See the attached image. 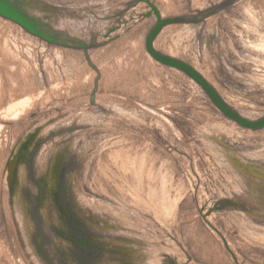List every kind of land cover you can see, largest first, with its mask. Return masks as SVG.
<instances>
[{
  "label": "rangeland",
  "instance_id": "374dc122",
  "mask_svg": "<svg viewBox=\"0 0 264 264\" xmlns=\"http://www.w3.org/2000/svg\"><path fill=\"white\" fill-rule=\"evenodd\" d=\"M151 1L171 20L156 50L194 66L241 115L262 118L264 0ZM12 2L70 44L0 15V264H134L138 252L146 264H264V211L218 150L226 140L264 166V128L239 125L148 53L157 17L146 0ZM24 145L47 186L34 214L39 186ZM55 191L79 214L77 244L54 228L67 229Z\"/></svg>",
  "mask_w": 264,
  "mask_h": 264
},
{
  "label": "water",
  "instance_id": "95a60500",
  "mask_svg": "<svg viewBox=\"0 0 264 264\" xmlns=\"http://www.w3.org/2000/svg\"><path fill=\"white\" fill-rule=\"evenodd\" d=\"M146 2L149 4L151 8V11L148 14H151V12L154 11L157 17L156 25L147 36V51L157 61L169 66L176 67L182 70L183 72H185L186 74H188L190 77H192L199 85L202 86V88L209 95V97L216 105V107L219 108L227 117L238 122L239 125L243 127H249L252 129L264 128V116L259 120L252 121L247 117L241 115L236 109L231 107L226 102V100L220 95V93L214 88V86L210 84V82L206 79V77L200 71H198L194 66L176 57L160 53L159 51L156 50V48L154 47V42L157 36L159 35V33L162 31L163 27L171 20L163 17L161 10L151 0H146ZM0 15L18 23L33 35H36L49 42L59 43L56 41L54 35H52L51 32H47L45 30L42 22L30 17L23 9L15 5L12 2V0H0ZM64 44L68 45L70 44V42H65ZM16 163H17L16 161H11L10 163H8V171H9L8 182L11 185L14 179V171L16 169ZM220 208L221 207L219 206L218 209Z\"/></svg>",
  "mask_w": 264,
  "mask_h": 264
},
{
  "label": "bare ground",
  "instance_id": "6f19581e",
  "mask_svg": "<svg viewBox=\"0 0 264 264\" xmlns=\"http://www.w3.org/2000/svg\"><path fill=\"white\" fill-rule=\"evenodd\" d=\"M149 5V4H148ZM51 16V15H50ZM163 16V15H162ZM253 16V15H252ZM254 17V16H253ZM256 18V17H255ZM46 30V29H45ZM47 31V30H46ZM48 32V31H47ZM149 53V52H148ZM150 54V53H149ZM151 55V54H150ZM152 56V55H151ZM153 57V56H152ZM154 58V57H153ZM155 59V58H154ZM20 103V102H19ZM16 105V104H15ZM25 105V104H24ZM15 109V108H14ZM15 113V112H14ZM248 114V113H247ZM248 119H250V118H248ZM261 119V118H260ZM250 120H252V121H255L254 119H250ZM257 120H259V119H257ZM238 123V122H237ZM239 124V123H238ZM1 126V125H0ZM221 128V127H220ZM247 128H249V127H247ZM252 129V128H251ZM218 130V129H217ZM221 131V130H220ZM216 132V131H215ZM226 132V131H225ZM214 136H215V138L217 139V140H219V138H221L222 137V135H216V134H213ZM226 135V134H225ZM229 137V136H228ZM211 141V140H210ZM211 143H212V141H211ZM214 145H215V143H213ZM225 144H228V141H226V140H221V142H220V145H219V148H218V150H219V152L221 153V155L224 157V158H226V160L229 162V163H231L233 166H235L240 172H241V174L246 178V179H248L249 180V182H250V184L252 185V191H253V194H254V197H252V203H254L255 202V204H257L259 207H261V210L262 211H264V166H262V165H258V163H254V162H250V161H248V160H246V158H243L240 154H238L237 152H235L232 148H230V147H227ZM24 147H25V145H24ZM23 147V148H24ZM23 148H22V152H23ZM214 151V150H213ZM218 154V153H217ZM129 156V155H128ZM143 157H144V155H142ZM141 156V157H142ZM124 157V156H123ZM116 158V157H115ZM126 158V157H125ZM139 158V157H138ZM137 158V159H138ZM145 158V157H144ZM130 159V158H129ZM18 160V157H16V160L15 161H17ZM142 160V159H141ZM145 160V159H144ZM143 160V161H144ZM118 161V160H117ZM135 161H136V159H135ZM146 161V160H145ZM142 163V162H141ZM143 164H139L137 167H135V170H134V172H135V175H136V177H137V179H138V182H141L142 181V178H143V173H144V171H143V166H142ZM146 165V164H145ZM132 166H133V164H132ZM149 166V165H148ZM126 167V166H125ZM131 168V167H130ZM127 169V168H126ZM125 169V170H126ZM54 170V169H53ZM133 170V169H132ZM166 172V171H165ZM150 173V172H149ZM145 174V173H144ZM53 175H54V173H53ZM151 175V174H150ZM149 176V175H148ZM125 177V176H124ZM156 177V176H155ZM158 177V176H157ZM162 177V176H161ZM164 177V176H163ZM153 178V177H152ZM165 179H168V178H166V177H164ZM24 179V178H23ZM150 179V178H149ZM14 180V179H13ZM160 180V179H159ZM162 180V179H161ZM160 180V181H161ZM136 181V180H135ZM134 181V183H136V185L138 184L137 182H135ZM168 181V180H167ZM166 181V182H167ZM165 182V181H164ZM13 184V183H12ZM163 184V183H162ZM165 184V183H164ZM134 185V184H133ZM133 185H131V186H133ZM135 185V186H136ZM141 185V184H140ZM167 185V184H166ZM160 186H161V184H160ZM160 186H158L157 185V189H158V187H160ZM165 186V185H164ZM142 187V186H141ZM163 187V186H162ZM161 187V188H162ZM168 187V186H167ZM131 188V187H130ZM152 188V187H151ZM160 188V189H161ZM132 189H134V188H132ZM139 189V188H138ZM164 189H166V188H164ZM136 190V189H135ZM141 190V189H140ZM140 190H139V192H140ZM151 190H153V189H151ZM167 190V189H166ZM159 191H161V190H159ZM164 191V190H163ZM163 191H161V192H163ZM138 192V191H137ZM142 192V191H141ZM152 192V191H151ZM150 192V193H151ZM156 192V191H155ZM158 192V191H157ZM169 192V191H168ZM167 192V193H168ZM149 193V192H148ZM153 193V192H152ZM151 193V194H152ZM159 193V192H158ZM166 193V194H167ZM170 193V192H169ZM125 194V193H124ZM140 195L142 194V193H139ZM138 194V195H139ZM160 194V193H159ZM158 194V195H159ZM149 195V194H148ZM161 195V194H160ZM164 195H165V192H164ZM134 196H135V194H134ZM136 196H137V193H136ZM135 196V197H136ZM142 196V195H141ZM152 196V195H151ZM157 196V195H156ZM172 196V195H171ZM154 197V193H153V196H152V198ZM159 197V196H158ZM168 197H169V195H168ZM138 198V197H137ZM157 198V197H156ZM164 198H166L167 199V196L166 197H164ZM170 198V200L172 199L171 197H169ZM169 198L167 199V200H169ZM139 199V198H138ZM150 199V198H149ZM163 199V198H162ZM141 200V199H140ZM151 200V199H150ZM161 200V199H160ZM159 200V201H160ZM173 200H171V202H172ZM177 201V200H176ZM135 202H137L136 200H135ZM147 202V201H146ZM153 202V201H152ZM151 202V203H152ZM168 202V201H167ZM173 202H175V200L173 201ZM96 203V202H95ZM145 203V202H144ZM170 203V202H169ZM177 203V202H176ZM176 203H174V204H176ZM94 204V203H93ZM148 204H149V201H148ZM159 204H160V202H159ZM167 204V203H166ZM146 205V204H145ZM157 205H158V203H157ZM169 205V204H168ZM171 205V204H170ZM151 206V205H150ZM149 206V207H150ZM160 206H161V204H160ZM159 206V207H160ZM154 207V206H153ZM167 207V206H166ZM169 207V206H168ZM176 207V206H175ZM210 207H211V205H210ZM160 208H162V207H160ZM169 208H171V207H169ZM169 208H168V210H169ZM174 208V207H173ZM210 209V208H209ZM211 210V209H210ZM156 211V210H155ZM162 211V210H161ZM165 211H166V209H165ZM127 212V211H126ZM164 212V211H163ZM169 213H170V211H168ZM167 211H166V214L168 213ZM172 212V211H171ZM24 214V213H23ZM165 214V215H166ZM174 214V213H173ZM161 215V214H160ZM163 215H164V213H163ZM162 215V216H163ZM127 217V216H126ZM22 218V217H21ZM167 218V217H166ZM173 218V217H172ZM21 220V219H20ZM163 220V219H162ZM28 226H26V225H24V230L25 231H27V228ZM126 243V242H125ZM132 246V245H131ZM147 246V245H146ZM149 246V245H148ZM128 247V246H127ZM143 247V246H142ZM129 248V247H128ZM150 249V248H149ZM152 249V248H151ZM158 249V248H157ZM128 250V249H127ZM170 250V249H169ZM173 250V249H172ZM151 252H152V250H151ZM160 252V251H159ZM171 253H172V251H171ZM175 253H177L176 251H175ZM179 256V255H178ZM145 257H146V255L145 254H143V252H138V253H135V254H133L132 256H129L128 258L129 259H131V261L134 263V264H146V259H145ZM159 257V256H158ZM179 258H180V256H179ZM183 258V257H182ZM178 259V258H177ZM159 260V259H158ZM154 261V260H153ZM154 263H156V262H154ZM148 264V263H147ZM151 264H152V262H151ZM157 264H159V263H157Z\"/></svg>",
  "mask_w": 264,
  "mask_h": 264
},
{
  "label": "flooded vegetation",
  "instance_id": "af4514ba",
  "mask_svg": "<svg viewBox=\"0 0 264 264\" xmlns=\"http://www.w3.org/2000/svg\"><path fill=\"white\" fill-rule=\"evenodd\" d=\"M54 37H55L56 41L59 42V43L70 42L65 36H62V35H59V36H55L54 35ZM32 137L33 136H29L28 137V141L30 140V138L32 139ZM26 148H27V145L25 147V150L23 148V152H21L20 156L21 155H23V157L25 156L26 164H27V169H28L27 170L28 171L27 172V176L33 182H35V183L37 182V184L39 186V192L33 194V195L37 196V198H39L37 204L35 205V210L33 211V214H34V212L37 210L36 208H37V206L39 204L41 205V208H43L42 205H44L45 199L47 197V194H46V187L47 186H46L45 182L42 180V178L36 177V175H35V173L33 171V167L29 163L30 162V159L34 156V153H32L31 148L29 149V146H28V150H26ZM38 179H40V180H38ZM28 191L26 192V188H25V190H23V193H24V196L26 195L25 197L28 199L27 201L30 202L29 195H28ZM29 194H31V193H29ZM54 194H55L54 197H55V203H56L55 210H57L58 217H60L61 220H63V222L66 225V228L67 229H65V230L62 231L60 229V227H58L57 225H54L55 226L54 228H55L56 231H58L57 233L59 234V236H65V237H67L72 242V244H77L76 242L77 241H80L79 240L80 238H78V232L76 230V228H78L77 224H78V221H79L78 220L79 219L78 218L79 217V214L75 210L74 206L73 207L71 206L72 207L71 208L65 202H62L60 192L55 191ZM29 206H27V209L29 210L28 213L31 214V211H30L31 210V207H29ZM51 208L52 207L50 206V209ZM44 209H45V207H44ZM33 214H32V219H34ZM87 240H89V239H87ZM94 240L95 239H93V241Z\"/></svg>",
  "mask_w": 264,
  "mask_h": 264
}]
</instances>
